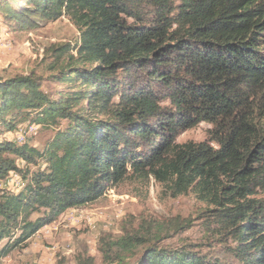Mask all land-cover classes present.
<instances>
[{"label": "trees", "instance_id": "trees-1", "mask_svg": "<svg viewBox=\"0 0 264 264\" xmlns=\"http://www.w3.org/2000/svg\"><path fill=\"white\" fill-rule=\"evenodd\" d=\"M0 15L21 29L68 16L79 31L49 49L57 97L34 72L0 77V182L23 181L0 187V258L132 175L197 194L234 246L127 231L103 240L105 264H264V0H0ZM28 118L53 132L41 148L5 137ZM202 122L205 140L177 142Z\"/></svg>", "mask_w": 264, "mask_h": 264}, {"label": "rangeland", "instance_id": "rangeland-1", "mask_svg": "<svg viewBox=\"0 0 264 264\" xmlns=\"http://www.w3.org/2000/svg\"><path fill=\"white\" fill-rule=\"evenodd\" d=\"M78 39V28L68 16L37 28L21 29L13 28L0 15V77L34 72L43 79L44 90L57 97L66 84L52 79L59 70L50 69L53 57L49 49L52 45L75 44ZM71 53L76 56L75 52ZM67 59L66 56L64 62ZM30 121L28 118L20 124L33 123ZM37 126L36 134L32 135L33 144L41 148L53 132ZM211 128L212 124L202 122L182 132L177 142L203 141ZM22 186L23 181L16 173L0 182V187L11 190ZM258 195L264 198V192ZM206 209L207 204L195 193L173 196L153 176L145 179L129 175L95 202L65 211L24 246L0 258V264H76L79 254L93 256L96 264H105L100 250L105 245L103 242L127 231L149 234L162 229L161 244L166 247L189 246L203 253L230 249L234 243L217 232L219 227L212 225Z\"/></svg>", "mask_w": 264, "mask_h": 264}, {"label": "bare ground", "instance_id": "bare-ground-1", "mask_svg": "<svg viewBox=\"0 0 264 264\" xmlns=\"http://www.w3.org/2000/svg\"><path fill=\"white\" fill-rule=\"evenodd\" d=\"M19 129H20V127L17 130L13 131V132H9V134H7V135L15 134ZM37 129L38 128L35 125L27 124V128L26 129H22L20 138H8V139L20 144V143H22L24 141L25 136L36 134Z\"/></svg>", "mask_w": 264, "mask_h": 264}, {"label": "built area", "instance_id": "built-area-1", "mask_svg": "<svg viewBox=\"0 0 264 264\" xmlns=\"http://www.w3.org/2000/svg\"><path fill=\"white\" fill-rule=\"evenodd\" d=\"M26 128H27V123H22L20 124V129L15 134L7 135L6 137L7 138H20L22 129H26Z\"/></svg>", "mask_w": 264, "mask_h": 264}]
</instances>
